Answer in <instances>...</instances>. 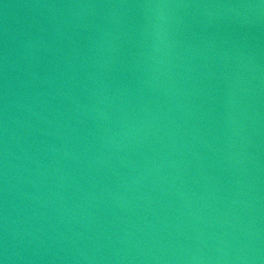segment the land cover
<instances>
[{
	"label": "water",
	"instance_id": "obj_1",
	"mask_svg": "<svg viewBox=\"0 0 264 264\" xmlns=\"http://www.w3.org/2000/svg\"><path fill=\"white\" fill-rule=\"evenodd\" d=\"M0 264H264V0H0Z\"/></svg>",
	"mask_w": 264,
	"mask_h": 264
}]
</instances>
